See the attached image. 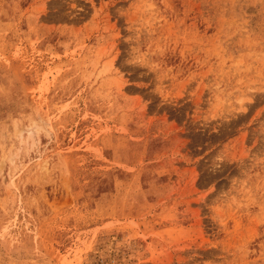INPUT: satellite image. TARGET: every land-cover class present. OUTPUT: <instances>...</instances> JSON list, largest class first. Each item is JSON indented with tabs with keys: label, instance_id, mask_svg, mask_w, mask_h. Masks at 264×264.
Segmentation results:
<instances>
[{
	"label": "rangeland",
	"instance_id": "rangeland-1",
	"mask_svg": "<svg viewBox=\"0 0 264 264\" xmlns=\"http://www.w3.org/2000/svg\"><path fill=\"white\" fill-rule=\"evenodd\" d=\"M0 264H264V0H0Z\"/></svg>",
	"mask_w": 264,
	"mask_h": 264
}]
</instances>
